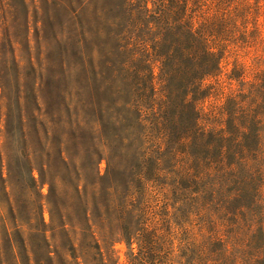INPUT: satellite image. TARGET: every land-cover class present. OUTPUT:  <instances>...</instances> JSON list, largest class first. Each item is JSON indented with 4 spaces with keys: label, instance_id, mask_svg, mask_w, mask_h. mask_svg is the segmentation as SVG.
<instances>
[{
    "label": "rangeland",
    "instance_id": "1",
    "mask_svg": "<svg viewBox=\"0 0 264 264\" xmlns=\"http://www.w3.org/2000/svg\"><path fill=\"white\" fill-rule=\"evenodd\" d=\"M128 1L0 0V147L4 157L3 163L0 160V264H189L192 253L187 247L199 236L202 224L198 215L176 213L175 207L180 204L172 197L167 206L164 192L168 189L151 184L144 187L137 182L128 187V182L135 179L133 168L129 164L125 168V161L120 164V157L111 177L106 176V160L101 162L104 178L94 184L97 168L88 156L94 150L93 134L88 128L72 126L76 117L67 116L62 103L63 90L82 89V98L92 112L91 102L96 100L97 92L93 61L106 63V72L110 73L111 64L107 62L126 56L125 50L118 51L117 47L127 42L125 37L132 30ZM200 2L197 14L213 12L211 0ZM225 6L237 12L238 30L232 35L236 41L229 42L222 60L219 78L224 91L202 102L203 108L210 102H221L230 89L239 86L238 80L228 78L236 64L244 70L245 80L264 71V0H226ZM35 89L41 94V113L33 100ZM103 96L109 94L104 92ZM19 97L36 150L37 167L47 160L43 151L45 130L53 121L56 142L66 136L73 163L79 162L87 172L89 184L83 181L81 189L92 201V229L82 223L84 212L75 193L73 170H65L57 155L46 166L45 184L38 170L34 171L38 185L32 183L20 150ZM78 99L75 97L74 104ZM36 125L38 134L34 131ZM130 151L132 156L127 160L138 164L137 151ZM262 194L264 197V187ZM64 213L67 226L62 224ZM231 221V234L242 251L248 228L241 217Z\"/></svg>",
    "mask_w": 264,
    "mask_h": 264
},
{
    "label": "trees",
    "instance_id": "2",
    "mask_svg": "<svg viewBox=\"0 0 264 264\" xmlns=\"http://www.w3.org/2000/svg\"><path fill=\"white\" fill-rule=\"evenodd\" d=\"M129 1L132 30L125 37L127 42L117 47L125 50V58L108 61L110 73L106 63L93 61L97 92L92 112L82 98V89L63 90L66 114L76 117L72 126L88 128L93 134L94 150L88 153L97 168L98 180L93 183L104 178L100 174L103 160L107 162L106 176L111 177L120 157V164L125 161V168L127 164L133 168L135 179L128 187L137 182L168 189L170 194L164 192L167 206L172 197L180 204L178 208L174 205L176 213L195 212L200 218L199 236L187 247L192 253L189 264H264V71L245 80L244 70L236 64L228 78L238 80L239 86L230 89L221 102L200 106L224 91L219 77L225 49L236 41L232 38L238 30L236 10H228L226 0H211L213 12L207 15L196 12L201 0ZM104 92L109 96L104 97ZM40 99L35 89L33 100L41 113ZM19 108L20 150L32 183L38 185L34 175L38 170L45 184L46 166L57 155L65 170H73L75 193L84 212L81 222L92 229V201L81 189L83 181L89 184L87 172L79 162L73 163L68 138L62 136L56 142L52 121L45 130L47 160L37 167L21 97ZM34 131L39 133L37 125ZM131 149L137 151L138 164L126 158L132 156ZM0 160L3 163L1 147ZM66 216L62 214L63 226L68 224ZM240 217L248 228L242 251L231 234V220ZM42 222L47 226L43 217ZM43 236L48 243L45 231ZM129 240L132 242V234ZM24 246L30 259L26 243ZM48 257L53 258L51 251Z\"/></svg>",
    "mask_w": 264,
    "mask_h": 264
}]
</instances>
